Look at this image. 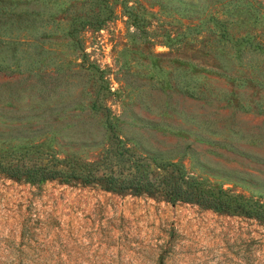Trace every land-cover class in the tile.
Returning a JSON list of instances; mask_svg holds the SVG:
<instances>
[{"label": "rangeland", "instance_id": "1", "mask_svg": "<svg viewBox=\"0 0 264 264\" xmlns=\"http://www.w3.org/2000/svg\"><path fill=\"white\" fill-rule=\"evenodd\" d=\"M152 156L264 206V0H0V165ZM0 264H264V220L0 173Z\"/></svg>", "mask_w": 264, "mask_h": 264}, {"label": "trees", "instance_id": "2", "mask_svg": "<svg viewBox=\"0 0 264 264\" xmlns=\"http://www.w3.org/2000/svg\"><path fill=\"white\" fill-rule=\"evenodd\" d=\"M151 158L156 169L162 174L150 177L145 165L136 164L135 172L130 175L123 173H110L101 177L94 176L89 170L85 176L77 177L76 172H64L57 169L4 167L0 165V173L9 178L23 180L30 184L44 183L49 180L62 179L80 180L84 184L100 183L104 188L111 191H130L134 194H153L162 192L170 203L184 202L196 203L214 212H243L247 216L264 220V206L251 205L247 200L238 196H230L221 188L216 191L206 190L196 179H184L183 166L164 161L158 163L155 157ZM141 168V169H140ZM169 168H171L169 170ZM169 170V171H168Z\"/></svg>", "mask_w": 264, "mask_h": 264}]
</instances>
